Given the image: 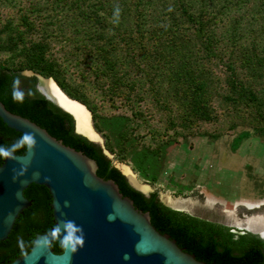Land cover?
<instances>
[{
  "label": "rangeland",
  "instance_id": "1",
  "mask_svg": "<svg viewBox=\"0 0 264 264\" xmlns=\"http://www.w3.org/2000/svg\"><path fill=\"white\" fill-rule=\"evenodd\" d=\"M118 1L0 0V63L13 58L11 66H24V56L32 49L29 46L46 38L42 65H48L49 60L57 63L60 80L87 104L102 145L111 154L107 157L116 166L122 170L130 167L158 199L165 194L181 197L180 207L191 202L192 210L185 213L197 218L227 226L222 220L224 214L239 220L264 215V8L263 15L250 11L261 0H247L239 6L214 0L212 12L219 20L213 26L222 39L218 46L223 44L228 52L223 56L215 51L216 55L200 59V68L208 69V87L199 94L201 104L196 101V92L185 96L190 85H184L173 72V66L183 60L179 52L172 49L169 55L157 54L167 52L173 40L181 41L180 37L195 38L191 32L194 27L181 9L196 13L200 1L152 0L154 11L173 13L183 28L170 26V17L165 15L161 20L158 17L162 14L156 16L149 10L144 12L148 21L140 30L138 10L128 6L118 15ZM99 21L101 27L96 25ZM156 22L165 23L162 28L154 26L152 34L149 29ZM237 24L239 31H244L246 41L243 39L242 44L248 47L250 64L238 58V48L232 51L229 29ZM249 27L253 30H247ZM57 28L64 34L58 35ZM74 30L85 35L90 45L105 33L104 38L110 36L130 51L133 64L129 65L127 81H134V86L110 94L93 85V73L67 53L70 41L77 38ZM121 36L126 39L121 40ZM196 41L201 50V40ZM252 45L259 47L254 52L258 58L250 50ZM197 55L205 54L199 51ZM228 65L234 69H227ZM21 71L37 73L27 68ZM233 80L235 88L230 85ZM237 81L241 86L236 88ZM140 164L156 175L155 181L140 175ZM250 221L264 223V216L249 218L246 223Z\"/></svg>",
  "mask_w": 264,
  "mask_h": 264
},
{
  "label": "trees",
  "instance_id": "2",
  "mask_svg": "<svg viewBox=\"0 0 264 264\" xmlns=\"http://www.w3.org/2000/svg\"><path fill=\"white\" fill-rule=\"evenodd\" d=\"M119 1L120 9H118L121 12L118 15H123L128 6L138 10V30L148 21V18L145 19L144 17V12H148L149 10L156 16L162 14L161 17H158L161 20H164L162 16L166 15L170 17L171 19L168 20L170 26L173 25V27L179 29L183 28L180 24L181 22H178L176 15L173 13L169 11L167 13L154 11L150 7L152 0ZM199 1L200 7L196 13L186 10L185 7L181 10L186 13L189 25L194 27V30L191 32L195 34L197 40H201V45L199 44L201 50L196 39L186 35L185 38L179 36L181 39L179 43L173 40L172 47L170 46L171 48L167 51L168 53L158 51L157 54L163 57L169 55L172 49L176 53L179 52L178 54L183 60L180 64L173 66V72L176 76L182 78L184 85H190V91L185 96H189L194 91L198 97L196 101L201 104L199 94L203 95L208 87V80L205 77V75H208V69L206 70L207 67L200 68V59L216 55L215 51H219L224 56L228 50L225 49L223 44L220 47L218 46V41H222V39L216 36L213 24H216L219 19L212 12L215 9L216 3H214V0ZM223 1L225 4L232 3L233 6H239V3L247 2V0H238L236 2L233 0ZM263 2L264 0H261L259 6L250 7V11L263 15ZM121 3H125L126 6L122 7ZM139 3H143L142 8L137 7ZM106 13L109 15L111 12L108 10ZM164 23L156 22L152 24L153 27L149 29L150 32L154 34V26L162 28V24ZM61 24L66 26L65 23ZM194 24H196V27ZM96 25L101 27L100 25L103 24L99 21ZM148 26L151 27V23ZM254 26L257 27V25ZM239 28V24L233 25L229 29L231 32H229L228 38L232 43V51L238 48V58L243 60L242 62L245 64H250L249 60L251 59L247 55L248 50H246L248 47L243 48L242 44L245 38L243 35L244 31H239ZM160 29L157 28V30ZM249 29L250 27L247 30ZM57 30L59 31L58 35L64 34L62 28H57ZM74 31L73 33L75 34L77 31ZM74 36L77 38L70 41L71 44L67 53L71 57H74L77 64L84 65L87 70L93 73V85L97 84L101 86L102 89H105L110 94H119L121 88L134 86V81H127V76L130 74L129 65L130 63L133 64L131 62L133 55L130 51L125 50L126 48L123 49L110 36L104 38L105 33H103V36L100 34L98 41L94 44L92 43V45L86 42L87 37L85 35L82 37L77 33ZM120 38L121 40L126 39L125 36H121ZM157 41L158 38L156 37L154 42L157 43ZM33 42L34 44L29 46L32 49L24 56V58L27 57L24 66H11L14 63L13 58H9L7 62L0 63V101L9 111L30 119L44 128L50 135L61 140L63 144L93 158L98 166L96 171L98 176L104 179H113L118 184L120 192L133 200L136 208L150 213L151 223L159 232L169 234L172 239L176 240L179 247H184L182 248L184 251L194 254L198 260L204 261L207 264H264V241L257 235L249 232L235 233L230 227L191 216L185 213L186 211L172 209L159 201L156 192H151L148 196H145L130 186L121 170L111 164L110 159L103 154L98 144L74 132V122L71 115L52 104L37 91V77L21 74V70L27 68L34 70L44 77H52L69 96L80 100L87 106L82 98L71 93L64 83H62L60 75L56 70L57 63L49 60L48 65H42L45 56L42 50L45 48V44H47V39L42 37L38 41ZM17 48L14 47L13 49L20 52V48ZM21 48L26 51L25 46ZM258 49L259 47L256 48L254 45L250 48L254 55V52ZM31 51L32 53H30ZM199 51L205 55H201L199 58L197 55ZM174 56L171 55V57ZM255 57L258 58L257 53ZM66 58V60L69 59L68 56ZM39 65L42 66L38 67ZM44 67L46 68L44 69ZM226 68H231V71L234 69L233 66L230 67L229 65ZM138 69L140 70V68ZM63 72L65 73L64 70ZM168 72L170 73L169 69ZM102 83L104 84L100 85ZM233 84L234 80L230 84L231 87H234ZM238 86H241L239 81L236 83V88ZM105 90L103 91L106 92ZM22 136L21 133L7 127L0 119V146L11 150L12 146ZM24 150L25 147L15 153L23 154ZM2 160L3 157H0V164ZM140 167V170L137 169V171L140 172L143 178L151 181L156 180L155 174L148 172L141 164ZM23 195L31 200L32 203L18 215L7 239L0 242V264L10 263L16 257L27 253L32 247L35 234L48 232L50 227L53 226L52 210L50 208L51 197L47 188L32 183L23 191ZM50 246L55 253L62 251L61 245L57 242L50 243Z\"/></svg>",
  "mask_w": 264,
  "mask_h": 264
},
{
  "label": "water",
  "instance_id": "3",
  "mask_svg": "<svg viewBox=\"0 0 264 264\" xmlns=\"http://www.w3.org/2000/svg\"><path fill=\"white\" fill-rule=\"evenodd\" d=\"M21 74L37 77V91L71 115L74 132L98 144L107 156L101 143L77 131L74 115L44 93V81L49 77L32 71ZM0 119L22 135L31 134L35 141L31 149L25 146L23 154L14 153L15 159L3 157L0 164V242L7 239L18 215L31 205L23 191L32 183L47 188L53 221L48 232L35 234L27 253L7 264H207L184 251L169 234L159 232L151 223L150 213L136 208L113 179L98 176L93 158L9 111L1 101ZM92 127L99 134L93 123ZM125 178L145 196L151 193ZM159 201L174 209L162 197ZM247 232L264 241L262 234ZM53 242L61 245V252L53 251Z\"/></svg>",
  "mask_w": 264,
  "mask_h": 264
},
{
  "label": "bare ground",
  "instance_id": "4",
  "mask_svg": "<svg viewBox=\"0 0 264 264\" xmlns=\"http://www.w3.org/2000/svg\"><path fill=\"white\" fill-rule=\"evenodd\" d=\"M44 93H46L50 98H52L56 103H58L60 106H62L64 109L70 111L76 121V129L78 132L84 134L88 138L103 144L102 137L100 134H97L93 127H92V121H91V112L88 109V107L82 103L80 100L72 98L69 96L58 84L57 82L52 78L49 77L47 80L44 81V86H43ZM105 153L107 154L108 157L111 158L110 152L105 149ZM113 164L115 165V161L112 159ZM116 166V165H115ZM118 167V166H116ZM119 168V167H118ZM125 170H121V172L128 178V180L137 188L142 189V190H148L149 186L144 184V182H140L139 179H137L136 175L132 171L130 167H124ZM163 200L168 203L171 207H174V209H179L181 211H187V206L180 207L178 206V203L180 200H184L181 197H173L171 195H164ZM264 215H254V216H249V218L253 217H261ZM247 219L243 220H237L240 221L241 223L238 224L240 227H244L245 230L248 231H253L256 233H260L264 236V226L261 227L260 229H253L245 226L244 224L247 222ZM238 226V227H239Z\"/></svg>",
  "mask_w": 264,
  "mask_h": 264
},
{
  "label": "clouds",
  "instance_id": "5",
  "mask_svg": "<svg viewBox=\"0 0 264 264\" xmlns=\"http://www.w3.org/2000/svg\"><path fill=\"white\" fill-rule=\"evenodd\" d=\"M35 144V141L31 134H24L21 139H19L11 148V150L0 146V157H4L7 159H15L14 153L18 151L21 148H24L27 146L28 149H31ZM82 243V241H81ZM128 258L127 256L125 257Z\"/></svg>",
  "mask_w": 264,
  "mask_h": 264
},
{
  "label": "flooded vegetation",
  "instance_id": "6",
  "mask_svg": "<svg viewBox=\"0 0 264 264\" xmlns=\"http://www.w3.org/2000/svg\"><path fill=\"white\" fill-rule=\"evenodd\" d=\"M191 205H192L191 202H189V205L186 207L187 208V211L186 212H190L192 210V206ZM262 205H264V202H262ZM248 217L244 218L243 220L247 219ZM234 218H233V216H227V214H224V217L222 218V220H223V223H225L226 225H229L228 227H231L235 231V233H243L242 231L245 230L244 227H240L238 225L240 223L239 222L237 223V220H239V219L236 220ZM254 223L255 222L250 221V222H248V223H246L244 225L247 226V227H249V228L256 229V230L257 229H260L261 227L264 226V223H260V222H258V223L256 222L255 224ZM247 231H244V232H247Z\"/></svg>",
  "mask_w": 264,
  "mask_h": 264
}]
</instances>
